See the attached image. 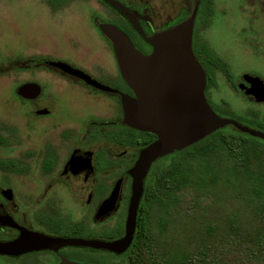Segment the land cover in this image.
<instances>
[{
    "label": "flooded vegetation",
    "instance_id": "1",
    "mask_svg": "<svg viewBox=\"0 0 264 264\" xmlns=\"http://www.w3.org/2000/svg\"><path fill=\"white\" fill-rule=\"evenodd\" d=\"M46 1L52 10L61 7L79 19L76 37H97L102 46L33 61L37 71L48 72L47 88L36 80L41 91L34 99L18 95L34 106L36 143L24 155L0 158L6 164L0 170L7 173L0 185V242L25 232L103 240L124 234L132 194L129 170L157 135L125 122L124 101L135 100L137 94L124 78L101 24L118 27L136 49L149 55L150 38L193 16L192 47L205 71L207 102L219 115L224 112V117L259 132L255 136L227 125L264 151V0H113L118 6L109 0ZM221 84L241 98L240 113L226 108V100L217 104L212 89ZM7 130L0 127L4 139L0 146L12 143ZM183 149L151 163L137 216L146 192L157 188L153 171L174 160L182 164ZM30 172V191L19 189L10 179L26 178ZM176 197L182 206V187ZM153 204L151 211L157 212ZM104 251L40 246L16 255L0 254V264H59L62 259L100 264L96 255Z\"/></svg>",
    "mask_w": 264,
    "mask_h": 264
},
{
    "label": "water",
    "instance_id": "2",
    "mask_svg": "<svg viewBox=\"0 0 264 264\" xmlns=\"http://www.w3.org/2000/svg\"><path fill=\"white\" fill-rule=\"evenodd\" d=\"M109 1L117 5L115 1ZM193 20L192 16L150 38L148 41L153 45V51L149 55L136 49L118 27L101 24V31L112 43L124 78L137 94L135 100L124 101L125 122L157 135V140L141 150L139 158L129 170L133 178L132 194L123 236L114 240L51 238L25 232L12 241L0 242V254L16 255L40 246L63 245L86 246L122 254L133 241L143 180L157 157L186 148L230 124L240 131L260 135L234 119L219 115L207 102L204 94L205 71L192 47ZM48 63L56 66L64 64ZM40 91V84L32 81L19 85L16 94L25 99H34ZM59 264L79 263L62 259Z\"/></svg>",
    "mask_w": 264,
    "mask_h": 264
},
{
    "label": "trees",
    "instance_id": "3",
    "mask_svg": "<svg viewBox=\"0 0 264 264\" xmlns=\"http://www.w3.org/2000/svg\"><path fill=\"white\" fill-rule=\"evenodd\" d=\"M239 131L219 128L184 148L182 164L174 160L158 166L153 171L157 188L146 192L131 245L120 255L104 251L112 257L100 264H264V151ZM219 184L233 188L243 184L249 211L237 212L228 220V238L224 235L227 228L212 223L196 239L186 225V215L184 225L179 220L183 206L176 190L182 187L184 193ZM153 203L158 210L155 226ZM174 210L179 215L173 214Z\"/></svg>",
    "mask_w": 264,
    "mask_h": 264
},
{
    "label": "rangeland",
    "instance_id": "4",
    "mask_svg": "<svg viewBox=\"0 0 264 264\" xmlns=\"http://www.w3.org/2000/svg\"><path fill=\"white\" fill-rule=\"evenodd\" d=\"M48 6L46 0H0V127L8 129L6 133L12 142L8 146H0V158L24 155L36 143L33 136L34 106L16 94L19 85L36 80L47 88L48 72L45 69L37 71L33 61L42 57L78 54L83 47L102 46L97 37H76L79 19L70 11L61 7L52 10ZM212 92L218 105H223L222 101L226 100V108L240 113L243 103L238 95L231 93L223 84L213 87ZM5 174L0 170V185ZM31 174L26 178L12 175L10 179L19 189L24 187L30 191L33 186ZM247 195L243 184L234 188L221 184L202 190L190 188L183 193L179 220L184 225L183 215H186V225L195 232L196 239L205 226L212 223L227 228L224 235L228 238V220L237 212L249 211L244 202ZM176 211L173 214L179 215ZM156 217L154 212V226ZM181 234L179 231V236ZM222 235L221 232L217 239ZM111 257L107 253L96 255L100 260Z\"/></svg>",
    "mask_w": 264,
    "mask_h": 264
}]
</instances>
